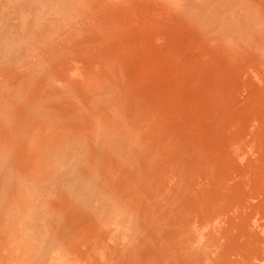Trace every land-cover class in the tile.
I'll return each instance as SVG.
<instances>
[{
  "label": "rangeland",
  "instance_id": "obj_1",
  "mask_svg": "<svg viewBox=\"0 0 264 264\" xmlns=\"http://www.w3.org/2000/svg\"><path fill=\"white\" fill-rule=\"evenodd\" d=\"M60 1L62 17L55 23L65 27L50 38L65 52L52 65L54 71L29 73L32 55L22 52L2 62L1 79L12 71L22 75L8 86V99L17 97L23 104L30 92L38 96V103H31L35 108L30 103V111L24 107L27 115L21 114V128L16 127L23 140H29L33 128L55 137L27 143L26 152L12 162L0 154V181H7L0 184L7 189L10 185L9 200L4 195L0 205L3 202V223L11 231L1 236L0 257L10 250L13 256L0 264H156L151 261L157 251L153 231L169 223V200L162 188L168 179L174 181L165 164L181 148L178 139L192 132L204 143L213 115L232 103L238 113L243 105L251 111L243 125L247 137L243 135L242 150L248 160L259 157L252 156L253 148L264 146V120L257 123L259 128L253 122L255 115L264 113V0ZM27 36L19 31L8 40L22 49ZM188 42L202 49L191 52L185 47ZM179 56H184L185 75L192 77L184 81L189 96L183 100L191 113L199 112L201 122L196 116H177L167 103L156 112L142 109L133 120L132 98L142 93L155 102L165 94ZM208 81L210 88L205 86ZM75 88L83 91L68 92ZM205 100L212 104L199 108ZM79 124L81 129L67 141L55 127ZM7 131L17 134L11 127ZM141 132L149 135L146 143L156 147L151 182L131 159L130 139ZM226 133L232 134L228 129ZM92 139L96 141L91 144ZM81 140L89 142L88 150ZM91 145L98 149L91 150ZM201 146L205 151L206 145ZM250 163L248 168L257 176L264 174L263 166ZM255 198L248 202L257 207ZM192 229L208 232L200 222ZM170 242L174 244L173 236ZM191 245L186 240L184 248Z\"/></svg>",
  "mask_w": 264,
  "mask_h": 264
},
{
  "label": "bare ground",
  "instance_id": "obj_2",
  "mask_svg": "<svg viewBox=\"0 0 264 264\" xmlns=\"http://www.w3.org/2000/svg\"><path fill=\"white\" fill-rule=\"evenodd\" d=\"M62 11L60 0H0V71L3 69L2 62L5 57L11 59L22 52V55L26 57L32 55L26 68L29 73L47 74L50 71L53 72L54 70H50L52 65L61 60L64 56L62 53L65 52L59 48V44L57 46L50 38L60 28L63 30L65 27L63 24L59 26L55 23L60 20L59 16L62 17ZM19 31L25 32V38L28 35L27 45L22 49L16 41L8 40V38L17 36ZM43 42L46 45L43 50L38 52L36 48ZM188 44L185 47H190L191 52L202 49L198 43L188 42ZM183 60L184 56L176 58L174 68L170 70L173 74V83L167 88L165 94L157 97L155 102L142 93L132 98L133 120L139 118L140 110L151 107L153 112H156L161 105L167 103V105L170 104L168 107L170 111L177 116H181V113L188 117L192 116V119L196 116L197 123L201 122L199 112L191 113L193 110L187 107L183 100L189 96V93L184 91V81L192 78L185 75ZM20 76L22 75L19 72L15 74L12 71L8 78L4 80L0 78V154L6 158L7 162H12V158L19 156L20 152L25 153L27 143L33 140L39 141L38 139L45 136H50L52 140L55 137L52 132L50 134L45 132L43 135L34 131V128H30L32 130L29 133V140L25 142L23 134H19L16 127L21 128L20 120L23 119L21 116L24 112L26 113L27 109L29 110L28 107L32 106L31 103L37 102L38 98L36 94L32 92V95L30 92L31 95L25 96L24 102L21 101L23 104L19 101L18 104L17 97L14 100L8 99V86L18 83ZM147 80L150 79L147 78ZM11 81L13 84H9ZM145 82L147 81L145 80ZM211 85V81L205 84L207 88H210ZM227 88L228 85L225 83L223 92ZM71 91L73 93L80 91L81 93L83 90L75 88L68 92ZM211 104L212 100H205L202 107L199 108L202 109ZM19 106H22V109ZM41 107L45 106L41 105ZM218 112L217 116L213 115L210 128H207L205 134L210 137L206 138L204 143L195 139L192 132L191 135L181 137L177 141L181 147L177 152H183L182 158L175 152L169 157L168 164H165L169 165L166 168V173L172 175L174 181L169 183L168 179L162 188L163 195L169 200V212L166 214L169 216V223L164 226L163 230L153 231L156 234L154 246L157 251L151 261L156 264H264V234L260 233L264 232V174L261 173L257 176V171L247 166L251 162L250 164L254 166L264 167V146H257L256 152L257 148H253L254 145H252L256 152L255 154L252 152L254 150L250 151L252 156H259L256 160H250V158L248 160V152L242 150L245 149L242 148L245 144H243V135L247 132L243 126L244 121L248 114L251 115L249 105H243L242 112L238 113L234 104L228 103L226 106L220 107ZM37 115H40V112ZM260 119L264 120V113L255 115L253 122L257 124ZM10 120L12 124L9 122ZM259 124L256 125L258 128ZM57 126H55L57 131H61L65 141L72 133L81 129V124L73 127ZM10 127L11 130H16L15 137L7 131ZM227 129L232 133L229 136H226ZM259 135L257 133L254 137L257 139L256 136ZM114 137L111 138L114 139ZM148 137L149 135L141 132L140 135L136 134L131 138L129 144L132 147L131 159L139 163V168L136 171L140 170L143 174L150 176L148 181L151 182L154 175L152 171L157 167V160L153 156L156 147L146 143ZM95 141L92 139L90 143ZM104 141L106 142V140ZM81 144L84 145L85 150H88L89 142L81 140ZM141 144L145 145L142 147ZM202 144L206 145L205 151H200ZM158 146L159 143H157V148ZM91 147L93 151L98 149L97 146L91 145ZM193 149L196 150V153H189ZM246 158L247 163L245 162ZM3 166L0 165V170ZM176 167H179V170H176ZM5 180L1 181L7 183ZM5 185L0 184V198L5 195L8 199L6 191L10 189V185H8V189ZM144 191L145 188L143 193ZM255 197L259 200L260 207L259 205L253 206L248 202L253 198L256 200ZM2 204L3 202L0 205V245H2V234L11 235L10 227L3 223ZM199 222L208 229L207 233L192 229ZM172 236L174 244L170 242ZM186 240L192 241L193 245L184 248ZM10 251L5 252V258L4 253L1 255L0 263L13 258Z\"/></svg>",
  "mask_w": 264,
  "mask_h": 264
}]
</instances>
